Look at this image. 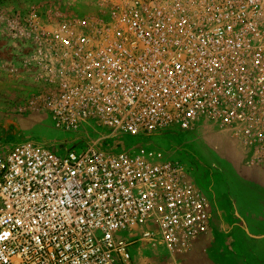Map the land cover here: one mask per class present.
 Returning a JSON list of instances; mask_svg holds the SVG:
<instances>
[{
  "label": "built area",
  "instance_id": "built-area-1",
  "mask_svg": "<svg viewBox=\"0 0 264 264\" xmlns=\"http://www.w3.org/2000/svg\"><path fill=\"white\" fill-rule=\"evenodd\" d=\"M60 15L31 7L3 30L33 50L39 110L95 136L63 154L0 143V264H136L135 242L162 251L141 264H183L210 230L209 197L168 153L119 150L116 137L208 123L264 170V0H114L99 19Z\"/></svg>",
  "mask_w": 264,
  "mask_h": 264
},
{
  "label": "rangeland",
  "instance_id": "rangeland-1",
  "mask_svg": "<svg viewBox=\"0 0 264 264\" xmlns=\"http://www.w3.org/2000/svg\"><path fill=\"white\" fill-rule=\"evenodd\" d=\"M113 1L0 0V143L12 145L28 139L63 154L66 149H83L86 146V133H93L88 127L76 133L57 129L52 119L39 110L43 88L35 78L33 50L27 43L9 38L4 33L3 19L8 14L23 12L31 7L42 11L53 10L65 17L99 19L106 15ZM101 130L98 128L99 132ZM114 142V139L108 140L105 148L113 147ZM116 142L120 144L119 150L121 147L130 149L139 144L159 149L164 154L168 153L169 160L178 161L185 168L190 179L209 197L212 210L217 206L224 210L229 224L235 223L237 228H230L223 233V236L229 237V244L223 246L227 251L224 259L233 263L230 255L236 252L240 254L239 245L245 241V237L242 233L243 225L233 217L231 195H237L234 186L239 183L238 179L249 177L241 169L247 167L249 160L240 146L229 135L219 131L218 127L203 122L197 123L189 131H179L173 127L154 136L123 134L116 137ZM239 163L241 167L236 169L238 174H235L233 166L237 167ZM261 211L264 212V197L261 198ZM140 232L141 229L136 230L135 236ZM122 236L129 238L127 233ZM135 250L147 256L143 258H148L145 262H159L162 255L159 248L144 242L133 243L131 254ZM179 260L182 262V258ZM261 264H264V215L261 216Z\"/></svg>",
  "mask_w": 264,
  "mask_h": 264
},
{
  "label": "crops",
  "instance_id": "crops-1",
  "mask_svg": "<svg viewBox=\"0 0 264 264\" xmlns=\"http://www.w3.org/2000/svg\"><path fill=\"white\" fill-rule=\"evenodd\" d=\"M246 164L247 167L241 169L249 177L238 179L239 183L234 186L237 195H231L232 214L243 225L241 227L245 241L239 245V255L237 252L231 253V264H261V216L264 215L261 211V198L264 197V170ZM238 167H241V163L237 167L233 166L235 174H238ZM210 222L209 232L196 242L189 254L180 257L184 264H230L224 259L227 251L223 248L229 244V237L223 236V233L237 227L234 222L228 223L224 210L217 206L211 210ZM140 254L136 250L132 252L134 263L141 264L148 260L143 259L147 257L144 253Z\"/></svg>",
  "mask_w": 264,
  "mask_h": 264
},
{
  "label": "bare ground",
  "instance_id": "bare-ground-1",
  "mask_svg": "<svg viewBox=\"0 0 264 264\" xmlns=\"http://www.w3.org/2000/svg\"><path fill=\"white\" fill-rule=\"evenodd\" d=\"M28 121V120H27ZM32 122V121H31Z\"/></svg>",
  "mask_w": 264,
  "mask_h": 264
}]
</instances>
